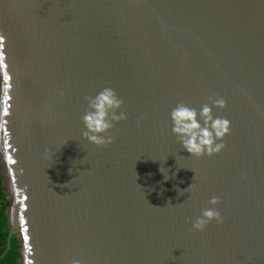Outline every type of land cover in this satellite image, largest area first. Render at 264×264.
<instances>
[{"label":"water","instance_id":"95a60500","mask_svg":"<svg viewBox=\"0 0 264 264\" xmlns=\"http://www.w3.org/2000/svg\"><path fill=\"white\" fill-rule=\"evenodd\" d=\"M0 36V258L14 234L18 264H264V0H0ZM105 87L127 118L98 146ZM217 98L225 146L190 155L170 111Z\"/></svg>","mask_w":264,"mask_h":264},{"label":"clouds","instance_id":"9594fccd","mask_svg":"<svg viewBox=\"0 0 264 264\" xmlns=\"http://www.w3.org/2000/svg\"><path fill=\"white\" fill-rule=\"evenodd\" d=\"M85 101L87 109L81 117L86 129L82 133L83 137L98 146L112 143L114 137L108 134L109 130L114 127V122L127 118L123 111L117 113V110L121 109L123 101L115 90L109 87L101 89L94 96H86ZM224 106L225 101L222 98H217L212 100L211 106L207 103L201 105L199 111L182 102L172 108L170 111L173 125L171 130L187 153L197 157L211 156L223 149L225 146L223 138L230 131V121L214 116L212 108H223ZM190 187L191 184L188 188ZM180 191L183 194V191H187V189ZM218 202L219 198L216 196L211 197L208 201L211 206ZM213 219L220 221L222 219L220 213L215 207L204 208L193 221L192 227L196 230H203L204 226ZM70 264H81V262L72 260Z\"/></svg>","mask_w":264,"mask_h":264},{"label":"trees","instance_id":"16d2710c","mask_svg":"<svg viewBox=\"0 0 264 264\" xmlns=\"http://www.w3.org/2000/svg\"><path fill=\"white\" fill-rule=\"evenodd\" d=\"M6 232L5 216L0 214V253L4 248ZM0 264H18L17 240L14 234L10 236L8 249L0 258Z\"/></svg>","mask_w":264,"mask_h":264},{"label":"rangeland","instance_id":"374dc122","mask_svg":"<svg viewBox=\"0 0 264 264\" xmlns=\"http://www.w3.org/2000/svg\"><path fill=\"white\" fill-rule=\"evenodd\" d=\"M7 205H8V199L0 183V214H4L5 209L7 208Z\"/></svg>","mask_w":264,"mask_h":264},{"label":"snow or ice","instance_id":"6c2138e0","mask_svg":"<svg viewBox=\"0 0 264 264\" xmlns=\"http://www.w3.org/2000/svg\"><path fill=\"white\" fill-rule=\"evenodd\" d=\"M3 37L0 36V49L3 48ZM3 60H4V53L0 51V66H3ZM4 114H7V109L4 110ZM23 223V220L21 221ZM26 231V230H25ZM28 236L24 235V241H25V248L28 249Z\"/></svg>","mask_w":264,"mask_h":264}]
</instances>
